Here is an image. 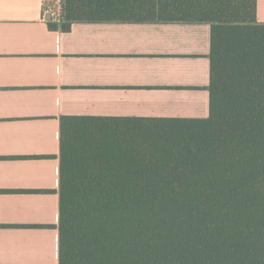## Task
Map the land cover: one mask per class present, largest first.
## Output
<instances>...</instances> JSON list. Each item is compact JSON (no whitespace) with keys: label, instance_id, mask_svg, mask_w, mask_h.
<instances>
[{"label":"trees","instance_id":"obj_1","mask_svg":"<svg viewBox=\"0 0 264 264\" xmlns=\"http://www.w3.org/2000/svg\"><path fill=\"white\" fill-rule=\"evenodd\" d=\"M74 21L210 25L209 115L60 121L58 264H264L256 0H62ZM51 26V25H50Z\"/></svg>","mask_w":264,"mask_h":264},{"label":"crops","instance_id":"obj_2","mask_svg":"<svg viewBox=\"0 0 264 264\" xmlns=\"http://www.w3.org/2000/svg\"><path fill=\"white\" fill-rule=\"evenodd\" d=\"M42 2L0 0V264H58L63 116L132 129L209 115L208 23L74 21L65 31L42 18Z\"/></svg>","mask_w":264,"mask_h":264},{"label":"built area","instance_id":"obj_3","mask_svg":"<svg viewBox=\"0 0 264 264\" xmlns=\"http://www.w3.org/2000/svg\"><path fill=\"white\" fill-rule=\"evenodd\" d=\"M62 0H43L41 6L42 18L47 23H61L62 22Z\"/></svg>","mask_w":264,"mask_h":264}]
</instances>
